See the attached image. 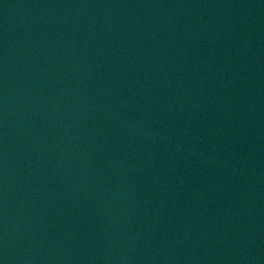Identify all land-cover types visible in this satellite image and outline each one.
Segmentation results:
<instances>
[{"label": "water", "instance_id": "95a60500", "mask_svg": "<svg viewBox=\"0 0 264 264\" xmlns=\"http://www.w3.org/2000/svg\"><path fill=\"white\" fill-rule=\"evenodd\" d=\"M0 264H264V0H0Z\"/></svg>", "mask_w": 264, "mask_h": 264}]
</instances>
